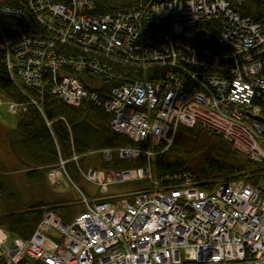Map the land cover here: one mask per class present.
I'll list each match as a JSON object with an SVG mask.
<instances>
[{
	"label": "built area",
	"instance_id": "obj_1",
	"mask_svg": "<svg viewBox=\"0 0 264 264\" xmlns=\"http://www.w3.org/2000/svg\"><path fill=\"white\" fill-rule=\"evenodd\" d=\"M55 1L0 5V15L11 13L20 26L32 27L19 42L1 31V56L18 85L40 86L47 78L66 104L100 103L112 130L133 141L170 145L181 125L200 123L264 166V15L254 20L241 13L242 0H135L131 8L113 11H101L96 0ZM217 20L222 28L209 44L206 28ZM107 59L167 69L153 79L127 80L116 63H102ZM85 72L122 83L101 102L74 74ZM9 108L13 115L25 109L15 103ZM117 152L133 159L140 151ZM111 155L103 150L106 160ZM50 174L58 177L57 170ZM85 175L103 189L153 180L149 166ZM154 183L92 204L84 197L85 210L70 223L47 212L29 239L14 236L11 242L0 228V258L7 264H264L263 190L243 179L201 185L188 174H167Z\"/></svg>",
	"mask_w": 264,
	"mask_h": 264
},
{
	"label": "trees",
	"instance_id": "obj_2",
	"mask_svg": "<svg viewBox=\"0 0 264 264\" xmlns=\"http://www.w3.org/2000/svg\"><path fill=\"white\" fill-rule=\"evenodd\" d=\"M129 2L133 0H96L101 11L124 8ZM242 3L239 7L241 13L254 20L263 17L262 0H242ZM5 24L20 23L13 17L3 19L1 25ZM208 26L206 41L215 43L222 24L217 20L209 22ZM6 30L5 27L0 30V41L1 31ZM1 54L0 49V97L4 101L25 102L29 95L39 105L29 103L26 111L15 117L14 124H7L5 132L15 160L20 163L14 167V173L22 171L25 180L20 182L29 184L28 188L32 186L31 195L35 190L39 195L35 194L30 203L25 202L22 195L10 188L20 183L16 175H1L0 196L9 205L0 212V227L10 236L30 238L47 210L55 212L66 223L72 222L78 211L85 210L82 207L78 210L75 200L59 195L51 186L48 173L58 168L61 160L65 161L66 173L74 182L83 169L122 171L149 166L153 180L142 179L146 182L145 186L140 187L143 190L152 189L154 181H159L164 175L188 174L201 185L222 178L243 179L264 191L263 164L241 153L216 131L197 123L192 127L181 125L170 145L163 141L155 145L150 139L133 141L111 129V115L100 103L86 99L78 106L66 104L52 93V84L47 78L39 87H21L11 78ZM166 69L157 67L144 70L119 66L116 72L127 80H145L163 76ZM80 77L92 84L89 89L98 92L101 102L107 100L115 85L122 83L116 78L89 72L80 74ZM189 84L196 86L191 79ZM107 148L113 151L109 161L101 153ZM117 148H132L140 152L133 159H120L114 152ZM146 151L151 154L147 155ZM0 171H4L1 166ZM80 189L87 195L84 189ZM0 264L7 263L0 259Z\"/></svg>",
	"mask_w": 264,
	"mask_h": 264
},
{
	"label": "rangeland",
	"instance_id": "obj_3",
	"mask_svg": "<svg viewBox=\"0 0 264 264\" xmlns=\"http://www.w3.org/2000/svg\"><path fill=\"white\" fill-rule=\"evenodd\" d=\"M4 101L2 98H0V102ZM3 103V102H2ZM13 108H9V111ZM13 111H10V113L7 111V108L3 107L0 109V166L3 167L4 171H0V177L3 174H11L14 173L13 169L14 167H18L20 163L17 162V159L15 160V155L10 147V144L7 140V137L5 135L7 124H14L15 118L12 117ZM245 155V154H244ZM247 156V155H246ZM74 159L76 157H73ZM62 161V160H61ZM60 161V162H61ZM65 168V163H64ZM57 170V169H54ZM99 170V169H95ZM85 171H80L79 178L75 179V182L73 183L69 181L66 171H57V175L59 181L55 183H51V186L59 193V195L64 196L68 199L75 200L77 205V209L85 208L84 198L80 194V192L75 188V186H79L80 188L84 189L87 193L88 200H93L95 198H105L106 196L109 197V195H120V194H130L136 190H140V187L145 186L146 182L142 179L137 180H124L119 182H114L112 184H108V187L105 189H100L99 185L94 182H90L86 179ZM104 171V173L107 174L108 171L113 170H100ZM23 172H15L18 181H24V173ZM1 179V178H0ZM63 179V180H62ZM75 185V186H74ZM29 184L20 182L15 186H10L12 190H16L19 195H22L25 202H31L34 198V195H38V191L35 190L34 195H31L30 192L32 191V186L28 188ZM16 187V188H15ZM28 188V189H27ZM107 191V192H106ZM97 199V200H98ZM22 198L19 199L21 201ZM96 201V200H95ZM9 205L5 201L3 197L0 196V212L4 211L6 207ZM3 260V258H0Z\"/></svg>",
	"mask_w": 264,
	"mask_h": 264
},
{
	"label": "bare ground",
	"instance_id": "obj_4",
	"mask_svg": "<svg viewBox=\"0 0 264 264\" xmlns=\"http://www.w3.org/2000/svg\"><path fill=\"white\" fill-rule=\"evenodd\" d=\"M57 2H58V0H56L55 2H54V4H57ZM135 3V0H133V2L131 3V2H129V3H127L126 5H124L125 6V8L127 9V8H131L132 7V4H134ZM0 5H10L9 6V8H14V6H15V0H0ZM99 7V6H98ZM117 9V8H116ZM116 9H112V10H110V11H113V10H116ZM47 12H50V11H47ZM13 18V14H11V13H5V14H2V15H0V25L2 24V20L4 19V20H8V19H12ZM2 19V20H1ZM4 23H6V21L4 22ZM18 27L19 28H17V29H12V30H6L5 32H3V35H4V37H5V39L6 40H8V41H12V42H19L21 39H22V37L27 33V32H29L31 29H32V27H31V25H30V23L28 22V23H25L24 22V24H23V26H20V24L18 25ZM62 48H64V47H62ZM102 63L103 64H106V65H108V66H110V67H112V64L113 63H116L117 65H116V67L117 66H120V65H123L124 66V63L122 62V61H120V60H115V59H107V60H102ZM76 76H77V78H79L80 80H82L81 79V77H80V75L79 74H77V73H74ZM84 81V80H83ZM97 81H99V79L97 80ZM119 84H121V83H118L117 85H119ZM21 85V87H39V86H29V85H26V84H20ZM117 85H115V86H117ZM41 86V85H40ZM88 86V87H87ZM86 87L88 88V90H90L89 88H92V84L91 83H86ZM53 93V92H52ZM54 94V93H53ZM56 95V94H55ZM1 98V97H0ZM3 102V105L0 107V109H2L3 107H5V108H7L8 106H10L12 103H15V104H19V105H23L24 107H25V109L24 110H20L18 113H16V114H14V115H12V117H16V116H18L20 113H22V112H24V111H26V109H27V107H28V104L29 103H34L35 105H38V102L34 99V98H32L31 96H29L28 95V101H22V102H17V101H12V100H9V101H2ZM39 106V105H38ZM112 129V128H111ZM151 143H153V142H151ZM153 144H155V143H153ZM158 144V143H157ZM156 145V144H155ZM108 149V148H107ZM117 149H119V148H117ZM117 149H115V151L114 152H116L117 154H118V152H117ZM103 150H105V149H103ZM103 150L101 151V153H102V155H103ZM112 150V149H111ZM113 152V151H112ZM119 156V155H118ZM103 158H104V156H103ZM111 158H112V155H111ZM105 159V158H104ZM106 160V159H105ZM107 161H109V160H107ZM64 163H65V161H63ZM57 169V171H66L65 170V168L61 165V162L59 163V166H58V168H56ZM92 168H90V169H88L87 171H85V174L89 171V170H91ZM92 170H95V169H92ZM95 171H98V170H95ZM100 171V170H99ZM104 172V171H103ZM54 174H56V173H54ZM54 174H50V172L48 173V179H49V181L50 182H52V179H54V178H58V177H55L54 176ZM68 176V179H69V181H71L72 183H73V180L69 177V175H67ZM86 176V179L88 180V178H87V175H85ZM63 180V179H62ZM57 181H59V179L58 180H53V182L52 183H55V182H57ZM88 181H90V180H88ZM90 182H94V181H90ZM94 183H97L98 185H99V187H100V189L102 188V186H101V184L100 183H98V182H94ZM74 184V183H73ZM75 186V185H74ZM107 187V186H106ZM75 188L80 192V194L82 195V197L84 198H86L87 200H88V197L84 194V191H82L81 189H80V187H78V186H75ZM102 190V189H101ZM107 192V191H106ZM121 195H124V194H120V195H109V197H115V196H121ZM97 199L98 198H95V199H93V200H90V198H89V203L90 204H92V203H94L95 202V200L97 201ZM100 199V198H99ZM107 200V196L104 198V200ZM86 208V207H85ZM47 212H52L53 214H55L58 218H60L61 220H62V218L60 217V216H58L55 212H53L52 210H47V211H45L44 212V214H43V218H44V215L47 213ZM80 213H78L77 215H75L74 216V218H73V220L79 215ZM43 218H42V220H43ZM42 220H41V222H42ZM72 220V221H73ZM63 221V220H62ZM40 222V223H41ZM64 222V221H63ZM40 223L38 224V226H37V228H36V230L38 229V227H39V225H40ZM1 228V227H0ZM35 230V231H36ZM35 233V232H34ZM33 233V234H34ZM8 235V239L11 241V242H14V237H12V236H10L9 234H7ZM33 236V235H32ZM31 236V237H32ZM47 236H49V237H52V238H54L56 241H61V238L59 237V235H57L54 231H49L48 233H47ZM30 237V238H31ZM29 239V238H28ZM24 261H29V259L28 258H25L24 259ZM21 262H19V264H20Z\"/></svg>",
	"mask_w": 264,
	"mask_h": 264
},
{
	"label": "crops",
	"instance_id": "obj_5",
	"mask_svg": "<svg viewBox=\"0 0 264 264\" xmlns=\"http://www.w3.org/2000/svg\"><path fill=\"white\" fill-rule=\"evenodd\" d=\"M78 210H79V209H78ZM78 213H80V212L78 211L77 214H78ZM77 214H76V215H77Z\"/></svg>",
	"mask_w": 264,
	"mask_h": 264
}]
</instances>
